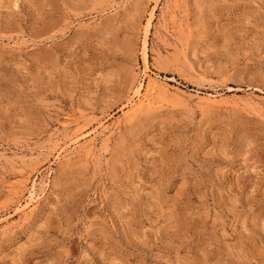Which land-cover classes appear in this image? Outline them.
<instances>
[{"label": "rangeland", "instance_id": "obj_1", "mask_svg": "<svg viewBox=\"0 0 264 264\" xmlns=\"http://www.w3.org/2000/svg\"><path fill=\"white\" fill-rule=\"evenodd\" d=\"M0 264H264V0H0Z\"/></svg>", "mask_w": 264, "mask_h": 264}, {"label": "bare ground", "instance_id": "obj_2", "mask_svg": "<svg viewBox=\"0 0 264 264\" xmlns=\"http://www.w3.org/2000/svg\"><path fill=\"white\" fill-rule=\"evenodd\" d=\"M151 15L153 16L152 13H151ZM150 20H152V19L149 18V21H148V22H150ZM149 24H150V23H149ZM144 30H146V31L144 32L145 35H144V43H143V51H142V54H143V59L145 60V63L147 64V56H148V52H147V48H148L147 38H148V35H149V25H148V24H147L146 29H144ZM145 68H146V66H145ZM141 84H142V83H141ZM152 84H153V83H152ZM154 84L156 85V83H154ZM148 85H149V84H148ZM154 88H155V86H153V85H149V86H148V91H147L146 89H145V90H146L147 92H149L150 90H152V89H154ZM142 89H143L142 85H139L138 91L136 90L137 93L141 95V94L143 93V92H142ZM154 90H155V89H154ZM154 90H153V91H154ZM150 92H152V91H150ZM145 93H146V92H145ZM145 93H144V94H145ZM150 95H151V94H150ZM142 96H143V98H142L141 100L138 99V100H140V101H138V102H139L138 105H139L140 107H143V106L145 107V103L149 100V97H148L149 95L145 94V95H142ZM208 98H209V97H208ZM208 98L205 97V99H208ZM156 99H157V98H156ZM156 99H155V101H156ZM151 100H152V99H151ZM151 100H150V101H151ZM209 100H210V99H209ZM153 101H154V100L151 101V104H153ZM157 103H158V102H157ZM134 105H135V104H134ZM138 105L136 104V106H138ZM149 105H150V104H149ZM155 105H156V104H155ZM139 106H138V108H139ZM146 106H147V105H146ZM148 107H149V106H148ZM150 107H151V106H150ZM139 109H140V108H139ZM79 136H81V135H79ZM79 136H78V137H79ZM78 137H77V138H78ZM77 138H76V139H77ZM76 139H74V141H75ZM33 195H34V193H31V194H30V198H31V199L34 197ZM30 198H29V199H30ZM29 202H30V201H29ZM26 204H27V203H26ZM25 206H26V205H25Z\"/></svg>", "mask_w": 264, "mask_h": 264}]
</instances>
